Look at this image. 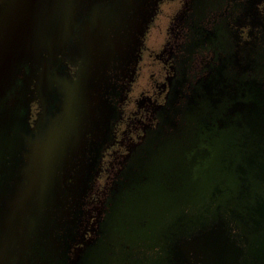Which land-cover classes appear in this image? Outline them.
<instances>
[{"label": "water", "instance_id": "water-1", "mask_svg": "<svg viewBox=\"0 0 264 264\" xmlns=\"http://www.w3.org/2000/svg\"><path fill=\"white\" fill-rule=\"evenodd\" d=\"M158 2L0 0V264H97L112 239L137 241L139 227L157 226L148 216L161 201L140 190L135 171L100 224L105 233L117 234L82 241L69 262L88 189L83 167L88 173L93 167L84 150L87 134L96 131L98 111L106 106L101 89L111 69H127L137 60ZM66 58L78 68L74 75ZM242 89L240 129L246 124L249 138L231 149L234 122L225 113L221 168L218 154L209 153L205 187L195 181L174 191L175 264H264V97L255 98L244 82ZM34 101L42 104L36 128L29 122ZM155 163L146 169L160 178ZM155 192L157 198L164 193L161 187ZM168 227L162 225L163 241L170 237Z\"/></svg>", "mask_w": 264, "mask_h": 264}, {"label": "flooded vegetation", "instance_id": "flooded-vegetation-1", "mask_svg": "<svg viewBox=\"0 0 264 264\" xmlns=\"http://www.w3.org/2000/svg\"><path fill=\"white\" fill-rule=\"evenodd\" d=\"M150 36L157 43L154 47L147 44ZM141 40L137 60L127 69H111L109 84L100 92L106 106H100L96 131L87 134L84 150L93 167L90 173L83 167L88 189L82 196L69 262L79 255L82 241L95 243L104 234H117L105 233L100 224L136 171L140 190L161 201L148 216L155 217L157 226L139 227L137 241L112 239L104 247L105 260L97 264H175L174 208L179 198L175 189L190 188L195 181L205 187L209 153L218 154L221 168L228 130L225 113L234 122L231 149L237 151L240 138H249L246 124L240 129L242 83L255 98L264 97V0H159ZM65 63L74 75L78 68L68 58ZM147 72L149 79L138 84ZM41 112L42 104L32 102V128ZM213 123L215 131L209 129ZM152 160L160 178H152L146 169ZM159 187L164 193L157 198L151 193ZM184 198L189 220V189ZM163 224L169 226L166 241L161 237ZM188 240L186 244L194 248L193 240ZM166 250H171L169 256Z\"/></svg>", "mask_w": 264, "mask_h": 264}, {"label": "rangeland", "instance_id": "rangeland-1", "mask_svg": "<svg viewBox=\"0 0 264 264\" xmlns=\"http://www.w3.org/2000/svg\"><path fill=\"white\" fill-rule=\"evenodd\" d=\"M165 7H167V5H164V8ZM147 44H149L150 46H153L154 47V45H157V43H155V38L152 36H150V38L147 40ZM262 44H263V40H260L259 41V47L260 46H262ZM259 50H260V48H259ZM264 75V74H263ZM149 79V72H147V73H144L143 75H141L140 77H139V80H138V84H143V83H145L147 80Z\"/></svg>", "mask_w": 264, "mask_h": 264}]
</instances>
